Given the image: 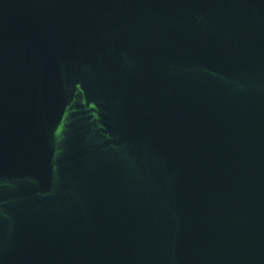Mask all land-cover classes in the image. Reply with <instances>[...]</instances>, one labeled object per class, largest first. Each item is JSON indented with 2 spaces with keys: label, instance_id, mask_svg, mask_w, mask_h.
<instances>
[{
  "label": "water",
  "instance_id": "water-1",
  "mask_svg": "<svg viewBox=\"0 0 264 264\" xmlns=\"http://www.w3.org/2000/svg\"><path fill=\"white\" fill-rule=\"evenodd\" d=\"M0 264H264V0H0Z\"/></svg>",
  "mask_w": 264,
  "mask_h": 264
}]
</instances>
